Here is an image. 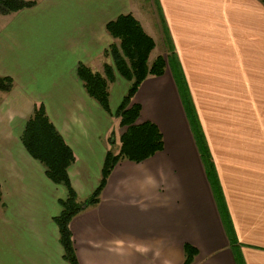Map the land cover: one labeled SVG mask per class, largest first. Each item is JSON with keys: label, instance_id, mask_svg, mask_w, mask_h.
<instances>
[{"label": "crops", "instance_id": "crops-1", "mask_svg": "<svg viewBox=\"0 0 264 264\" xmlns=\"http://www.w3.org/2000/svg\"><path fill=\"white\" fill-rule=\"evenodd\" d=\"M25 1L35 4L0 15V77L13 84L0 92V264H67L53 222L66 189L51 183L27 154L20 141L24 126L35 106L43 105L74 154L67 172L71 188L79 203L87 200L99 184L119 105L113 111L109 104L111 114L103 111L85 92L77 67L103 75L115 42L106 25L119 15L131 14L153 36L130 4ZM158 5L227 220L165 70L161 77H147L132 100L140 107L137 124L153 123L163 150L140 164L118 163L99 203L82 206L71 220L77 262L183 264L188 244L197 250L192 264H237L228 224L241 263L264 264V7L258 0H158ZM40 19L46 25L38 31ZM92 113L106 120L101 132L89 135L85 126Z\"/></svg>", "mask_w": 264, "mask_h": 264}, {"label": "trees", "instance_id": "trees-1", "mask_svg": "<svg viewBox=\"0 0 264 264\" xmlns=\"http://www.w3.org/2000/svg\"><path fill=\"white\" fill-rule=\"evenodd\" d=\"M258 1L264 7V0ZM34 4V1L0 0V15L16 13L33 7ZM106 31L112 39L118 41V44H111L106 53L111 59V64L103 66V75L92 72L87 66L80 64L76 70L77 77L83 83L88 96L99 104L103 110L108 112V84L114 81L113 72L115 71L119 77L129 82L130 85L113 114L118 119V125L124 129L118 140V152L115 154L111 150L107 152L101 169V179L91 196L82 203L78 202L77 196L71 188L67 173L69 167L75 161L74 154L46 117L43 105L35 106L33 114L26 122L20 137L25 150L44 168L45 176L48 180L66 189V198L58 201L61 212L53 218V222L58 229L59 243L63 249V259L67 264H78L69 224L75 216L82 212V206L94 207L99 203L101 192L114 167L124 160L136 164L142 163L163 150L162 136L157 127L151 122L137 124L140 107L137 104H132L135 93L147 77H161L165 73L166 68L169 70L200 156L203 163L204 160L208 163L206 166L204 164V167L205 169L207 167L210 169V177L215 182L217 181L213 166L210 163V153L205 147L207 145L199 129L198 121L196 120V125L193 123L197 118L196 113H194L195 110L192 109L189 102L190 95L187 92L174 46L165 25L163 24V33L169 54L166 59L158 56L151 63L148 62V59L155 48L154 42L131 14L120 15L116 19L109 21L106 25ZM12 86L10 78L0 77V92H9ZM195 133L197 134V139ZM203 154L206 155V159ZM214 191L219 197L218 202L223 204L220 188L214 186ZM1 202L2 193L0 188V204ZM227 225V235L231 250H233L235 241ZM183 252V264H192L197 256V250L185 244ZM235 252L239 264H242L239 253Z\"/></svg>", "mask_w": 264, "mask_h": 264}, {"label": "rangeland", "instance_id": "rangeland-1", "mask_svg": "<svg viewBox=\"0 0 264 264\" xmlns=\"http://www.w3.org/2000/svg\"><path fill=\"white\" fill-rule=\"evenodd\" d=\"M112 1L110 4H114V6L118 7V6H125L126 4H130L131 6H133V9H135V12L138 14V16L140 18H142L143 22H145L149 28V30H151V34L153 36V38L148 35L145 31V33L152 38L153 42H154V45H155V48L153 49V51L151 52L150 56H149V59H148V62L151 63L153 62V60L160 56V57H163L164 59H166V56L169 54V50L167 48V44H166V41H165V35L163 33V24H164V21H163V17H162V14H161V10L159 8V5H158V1L157 0H110ZM120 7L118 8V12L120 11ZM46 9H42L41 10V13L39 14L40 17L42 16V13L45 12ZM160 13V14H159ZM9 15V14H7ZM161 15V16H160ZM120 16V15H119ZM134 17V16H133ZM117 18V17H116ZM115 18V19H116ZM135 18V17H134ZM138 21V20H137ZM139 22V21H138ZM41 24V25H40ZM140 24V23H139ZM46 25V22H44L43 20L40 19L39 21V24L36 25V27H38V31L41 30L40 28H42L43 26ZM142 27V26H141ZM37 29V28H36ZM115 42H113V44H118V41L114 39ZM173 44V43H172ZM176 55V54H175ZM107 56V54H106ZM108 57V56H107ZM108 61L109 63L111 64V59L108 57ZM109 64V65H110ZM166 71H169L167 68H166ZM113 75H118L115 71L113 72ZM237 80H238V75H237ZM129 82H126L125 80H122V79H118V80H115L113 81L112 83L108 84V93H109V96H108V106L110 104V108L111 110H115L117 108V106L119 105V103L121 102V100L123 99V96H125L126 94V91L128 89V86H129ZM13 87V86H12ZM84 87V86H83ZM12 89V88H11ZM86 92V91H85ZM187 92L189 94V90L187 89ZM7 93V92H6ZM136 94V93H135ZM88 95V94H87ZM135 96V95H134ZM92 99V98H91ZM93 100V99H92ZM94 101V100H93ZM95 102V101H94ZM189 102L191 103V107L193 110H195L194 108V104L191 100V98L189 97ZM96 103V102H95ZM99 105V104H98ZM39 105H37L38 107ZM45 110V109H44ZM105 111V110H103ZM106 113H110L111 112H108V111H105ZM195 113V112H194ZM33 114V113H32ZM46 115V113H45ZM196 115V114H195ZM32 116V115H31ZM114 116V115H113ZM47 117V116H46ZM98 119L95 117V114L92 113L91 115V118H90V122H88L86 124V130L89 131V135H92L93 134V131L94 132H101L103 130V127L105 126V120L106 119H103V115L102 117H100V115L97 116ZM197 117V116H196ZM49 120V119H48ZM196 120L197 118L195 119V121L193 122L195 125H196ZM85 121H88V118L86 117V120ZM51 123V122H50ZM52 124V123H51ZM55 128V127H54ZM120 126H118V124H114L113 126V130L111 132V135L109 137V149L115 154L118 152V140H119V137L117 136V134L120 131ZM57 131V130H56ZM61 136V135H60ZM195 137L197 139V134L195 133ZM63 139V138H62ZM205 140V138H204ZM21 141V140H20ZM64 141V140H63ZM206 142V141H205ZM22 144V143H21ZM23 146V145H22ZM208 148V146H205ZM24 148V147H23ZM25 149V148H24ZM109 150V151H110ZM26 151V150H25ZM27 152V151H26ZM27 154L29 155V153L27 152ZM205 154H203V157L206 159V155L204 156ZM30 156V155H29ZM31 157V156H30ZM106 157V156H105ZM32 158V157H31ZM33 159V158H32ZM34 160V159H33ZM36 161V160H34ZM125 161V160H124ZM75 162V161H74ZM73 162V163H74ZM123 162V161H121ZM39 163V162H38ZM72 163V165H73ZM104 163V162H103ZM120 163V162H119ZM136 164V163H135ZM140 164V163H138ZM204 164L205 166L208 165V163H206V160H204ZM206 172H207V178H208V181L209 183L211 184V186L213 187V194H214V197H215V200H216V203H217V206H218V209L220 211V214H221V217L225 220L227 218L226 216V213H224V206L223 204L219 203L218 202V195L216 194V192L214 191V180L212 177H210V169L207 167L206 169ZM68 172V171H67ZM48 179V178H47ZM100 179H101V176H100ZM100 181V180H99ZM55 185V184H54ZM57 186V185H56ZM60 186V185H58ZM66 195H67V192H66ZM66 195H65V198H66ZM63 198V199H65ZM237 250H235V247L233 248V252L234 254L236 255V252ZM237 259V257H236ZM237 261V264H239L238 260Z\"/></svg>", "mask_w": 264, "mask_h": 264}]
</instances>
